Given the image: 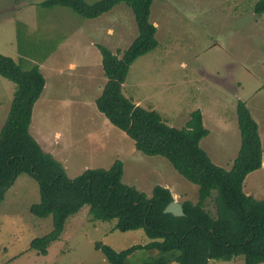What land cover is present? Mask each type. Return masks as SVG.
I'll list each match as a JSON object with an SVG mask.
<instances>
[{
    "label": "rangeland",
    "instance_id": "rangeland-1",
    "mask_svg": "<svg viewBox=\"0 0 264 264\" xmlns=\"http://www.w3.org/2000/svg\"><path fill=\"white\" fill-rule=\"evenodd\" d=\"M42 1L16 0L14 14H0V53L27 68L39 65L46 79L33 109V137L62 162L71 178L88 168H109L120 159L126 184L148 196L155 185H162L174 199L196 202L198 185L166 157L138 150L135 141L96 105L107 80L97 45L115 53L129 47L138 35L132 9L120 3L98 17L84 18L65 6L44 7ZM255 2L153 0L150 20L157 26L158 45L131 64L122 87L136 104L156 110L174 127H184L190 113L201 109L209 129L201 146L226 169L232 167L230 161L241 145L239 99L261 121L264 138V13L255 14ZM15 88L0 75V128ZM263 173L257 171L247 181V191L256 187L262 197L258 199H264ZM39 202L37 180L20 174L0 202V264H110L96 249L97 242L123 250L151 240L144 228L121 231L114 227L117 219H93L85 205L68 218L48 254H37L30 243L51 231L54 220L52 215L32 212ZM208 209L215 211L213 198ZM156 253L139 250L129 256V264H140ZM208 264H244V256Z\"/></svg>",
    "mask_w": 264,
    "mask_h": 264
},
{
    "label": "trees",
    "instance_id": "trees-1",
    "mask_svg": "<svg viewBox=\"0 0 264 264\" xmlns=\"http://www.w3.org/2000/svg\"><path fill=\"white\" fill-rule=\"evenodd\" d=\"M125 3L134 12L138 35L123 51L113 52L98 44L107 78L96 105L109 121L135 141L147 155H162L189 181L198 185L196 202H182L185 214L164 212L174 199L172 191L155 185L148 196L123 181L120 159L109 168H88L75 178L65 166L46 152L30 133L33 109L46 83L39 65L19 63L0 53V75L15 83V94L6 121L0 128V202L20 174L33 176L40 189V202L32 207L39 216H53V229L34 238L30 249L46 255L59 239L68 218L83 206L95 220L117 219L121 231L144 228L151 239L123 250L97 242L110 264H129L139 250L157 251L140 264H208L210 260H232L244 256V264L264 262V199L244 191L247 175L262 166L263 146L259 125L247 103L237 102L241 145L232 167L216 164L201 146L209 133L201 109L190 113L184 127L168 125L153 109L136 104L123 93L131 64L158 45L157 26L150 20L153 0H44V7L65 6L84 18H95ZM254 12L264 13V0H256ZM213 198L215 211L208 209ZM137 264V263H134Z\"/></svg>",
    "mask_w": 264,
    "mask_h": 264
},
{
    "label": "crops",
    "instance_id": "crops-1",
    "mask_svg": "<svg viewBox=\"0 0 264 264\" xmlns=\"http://www.w3.org/2000/svg\"><path fill=\"white\" fill-rule=\"evenodd\" d=\"M0 1H5V0H0ZM44 1V0H43ZM1 8H0V14H2V15H10V14H14L16 11H17V5H16V0H7L3 5H1L0 6ZM156 24V23H155ZM109 31H111V30H109ZM250 109V108H249ZM251 111V110H250ZM251 113H252V115H253V112L251 111ZM253 117L255 118V120L257 121V123H258V125H259V133H260V136H261V140H262V146H263V163H262V166H261V168H259V169H257V170H255V171H253V172H251V173H249L248 175H247V177L245 178V180H244V191L247 193V194H251V195H253L254 197H257V198H259V197H261V196H259V195H257V191H258V189H256V187H255V191H247V181H249V178L250 177H252V175H253V173H255V172H260V171H262V170H264V138H263V134H262V131L260 130V124H261V121L259 120V119H257L254 115H253ZM207 151V150H206ZM208 154H209V152H208ZM237 155H238V153H237ZM237 155H235L234 156V159L236 158V156ZM211 157V156H210ZM234 159L232 160V161H230V164L234 161ZM213 160V159H212ZM215 162V161H214ZM216 163V162H215ZM218 164V163H217ZM230 164H228V166L230 165ZM218 165H220V164H218ZM220 166H222V165H220ZM229 169V168H228ZM264 174V173H263ZM262 175V174H261ZM263 184H264V182H263ZM174 196V195H173ZM262 198V197H261Z\"/></svg>",
    "mask_w": 264,
    "mask_h": 264
},
{
    "label": "water",
    "instance_id": "water-1",
    "mask_svg": "<svg viewBox=\"0 0 264 264\" xmlns=\"http://www.w3.org/2000/svg\"><path fill=\"white\" fill-rule=\"evenodd\" d=\"M166 213H172L176 216H182L185 214L182 202L173 199L164 209Z\"/></svg>",
    "mask_w": 264,
    "mask_h": 264
}]
</instances>
